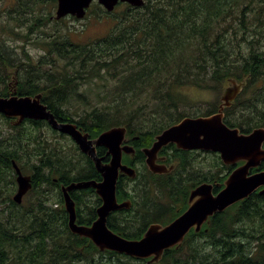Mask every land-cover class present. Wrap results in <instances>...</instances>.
Here are the masks:
<instances>
[{
	"label": "trees",
	"instance_id": "obj_1",
	"mask_svg": "<svg viewBox=\"0 0 264 264\" xmlns=\"http://www.w3.org/2000/svg\"><path fill=\"white\" fill-rule=\"evenodd\" d=\"M13 1L4 7L9 0H0V96L10 95L8 75L16 69L14 94L41 93V101L58 121L75 123L91 137L110 127H127L136 155L133 159L125 155L123 161L132 166L141 163L142 168L136 166L135 178H118V200L130 199L133 204L109 215L107 224L114 232L139 239L152 223L179 215L187 207L190 190L203 182L214 183L215 189L222 187L232 172L216 153L204 165L201 159L193 163L190 152L174 146L170 162L177 167L170 174L155 175L144 164L140 148L150 146L165 128L184 117L217 111L220 100L202 109L189 96V89L220 92L230 79L245 81L241 93L225 107L223 121L245 133L264 127V0H145L141 7L119 4V12L103 10L116 18L111 30L88 43L44 30L52 18L44 7L56 6V0ZM15 25L16 29L27 27L24 33L31 42L45 48L36 60L23 42L7 39ZM34 26L40 30L32 38ZM189 107L195 109L188 111ZM0 117L15 132L29 124L36 149L29 169L31 196L22 213L29 219L30 231L14 233L16 215L10 223L7 209L1 208L0 264H147L101 252L88 239L70 232L61 187L100 181L91 160L80 152L81 159L65 158L54 147L52 155L41 154L37 151L43 147L41 126L48 127L54 137L67 136L42 120L14 124V119ZM166 148L169 146L160 153ZM97 154L104 162L109 160L105 148L97 147ZM20 159L21 152L7 137H1L0 185L7 184L9 175L15 177L13 162ZM256 170H264V161L252 169ZM70 195L76 202V222L91 224L101 205L95 191L74 189ZM22 205L9 199L8 206ZM200 249L212 252L206 255ZM148 264H264V194L254 192L214 214L199 232L188 234L181 248L169 249L158 263Z\"/></svg>",
	"mask_w": 264,
	"mask_h": 264
},
{
	"label": "water",
	"instance_id": "obj_2",
	"mask_svg": "<svg viewBox=\"0 0 264 264\" xmlns=\"http://www.w3.org/2000/svg\"><path fill=\"white\" fill-rule=\"evenodd\" d=\"M94 0H57L54 18L59 20L65 16L83 18L86 9ZM107 12H111L118 3H128L133 7H141L144 0H97ZM17 74V71L14 72ZM17 81H14L16 86ZM229 85L222 91L218 111L209 116L185 117L179 122L167 127L155 136L151 146L141 149L146 165L153 174L162 175L174 170L172 163L168 168L156 163L158 152L168 144L177 149L204 150L218 153L222 163L236 166L223 183V187L215 189L213 183H202L192 190L188 197L187 208L167 224L153 223L139 239H128L114 231L107 224L109 215L132 207V201L119 202L116 196V185L119 175L136 177L135 169L122 164V155L129 154L133 158L135 149L128 144L127 129L124 126H114L100 133L96 138H90L88 132L71 122L58 121L55 115L42 101L41 93L34 96L13 94L0 97V113L6 118L14 119V124H20L25 119L43 120L53 129L68 135L77 145L79 151L85 154L101 175L100 181L88 180L72 182L61 187L64 196V208L68 214L67 224L71 233L88 239L99 251H110L123 254L140 261L158 263L165 251L179 249L184 245L185 238L191 230L199 232L203 224L214 214L221 213L229 206L247 198L254 192L264 194V170L258 168L264 161V127H256L248 133L240 132L238 128L229 127L223 122V108L229 107L241 93L245 81L237 82L230 79ZM104 147L109 161L99 157L97 147ZM17 174V192L13 200L21 202V198L32 187L31 176L23 175L13 162ZM92 188L101 201L96 209V218L89 224L76 222V203L70 196L75 189Z\"/></svg>",
	"mask_w": 264,
	"mask_h": 264
},
{
	"label": "rangeland",
	"instance_id": "obj_3",
	"mask_svg": "<svg viewBox=\"0 0 264 264\" xmlns=\"http://www.w3.org/2000/svg\"><path fill=\"white\" fill-rule=\"evenodd\" d=\"M14 3L13 0H9L8 4H4V7H7L8 5H11ZM44 11L46 14H51L52 16L55 15L56 6L52 4H47L44 7ZM43 11V12H44ZM115 12L120 11V7H116L114 9ZM103 9L101 7H98L96 5H91L89 9L87 10V13L85 16L81 19L77 18H71V17H65L60 20H55L54 18H51L44 27V30L50 32V33H61V34H67V36L70 38V40L77 42V43H88L96 38L102 37L106 35L111 28L116 23L115 16L104 14ZM101 14V15H99ZM2 18V17H1ZM40 30L39 26H34L32 28V31L34 32L32 38L37 35L38 31ZM28 31V28L25 27L24 29H16V25L11 33L7 34L6 37L9 39V41H20L23 42V47L28 52L31 59L34 61L36 58L41 55L45 48L40 45H35L31 42V38H28V33H24ZM8 84L9 88L12 89L14 86V76L12 73H9L8 75ZM229 83H225L221 89V91H215L212 89L207 90H201V89H189L188 93L189 96L193 99L197 100L201 104L199 107H202V109H205L208 106V103H217L220 100L222 91L225 87H227ZM220 89V86H218ZM72 109V108H71ZM195 108H188V111H193ZM72 112V110H69ZM2 115V114H1ZM156 118L160 119V116H156ZM9 122H5L0 117V128L2 129L1 137H7L8 141L14 145L15 148L19 152H21V156H23V159H20L17 163L19 169H21V172L23 175L30 176V168H31V159H36L34 157V154L36 152V149H33V145L35 143L34 140V130L30 128V125L25 123L21 131L15 132L14 130L10 129ZM27 126V127H26ZM27 128V129H26ZM43 135L42 144L43 147H37V151L39 153H43L45 155L53 154V147L57 150H59L60 154L65 158H78L81 159V157L78 155L79 150L75 148V143L67 136V137H54L51 130L46 126L40 127ZM24 138V139H23ZM54 140L53 142L51 141ZM54 143V144H53ZM173 153V148L168 149V155H171ZM174 154V153H173ZM179 157V155L177 154ZM202 156L201 162L202 164L206 165V162L208 159H211L212 156L214 158V153L209 155H204V153L198 151V152H190L189 157H192L195 159V161H199L200 157ZM74 159V161L78 160ZM29 161V162H26ZM137 167L139 169L142 168L141 163H137ZM210 170V169H209ZM213 171V169L211 170ZM15 173V171H14ZM16 174V173H15ZM0 187H3L0 193V211L2 207H5L7 209V212L5 214L9 217V222L12 223L11 216H15V221L13 226L15 227L14 233L20 234L22 232H25L27 230V225L29 223L28 218H23L22 213L23 211H26V207L28 206L27 203V197L31 196L30 191L23 197L22 207L21 208H14L11 206H8V202L10 198H13L14 193H16V175L12 178V175H9L8 182L5 184L3 182ZM42 189V187H41ZM51 195V191H50ZM9 197V199H8ZM34 206V203H33ZM28 214L31 215V212L28 211ZM174 216H170L165 219L164 222L170 220ZM30 230H27V233H29ZM205 252L206 255H209L210 253L206 249H200ZM111 260L115 263H118V261L115 259V257H111ZM124 260V259H121ZM133 262L130 261L128 264H132Z\"/></svg>",
	"mask_w": 264,
	"mask_h": 264
},
{
	"label": "flooded vegetation",
	"instance_id": "obj_4",
	"mask_svg": "<svg viewBox=\"0 0 264 264\" xmlns=\"http://www.w3.org/2000/svg\"><path fill=\"white\" fill-rule=\"evenodd\" d=\"M136 138V137H135ZM128 143V142H127ZM129 144V143H128ZM133 145V144H132ZM168 149H172V146H170L169 148H166L165 150H164V153H160V151L158 152V154H157V159H156V163H158V164H164L165 165V167L166 168H168L171 164H170V156L171 155H168ZM198 151H200V152H202V153H204V155H209V154H211L212 152H207V151H204V150H193V151H191L192 153L193 152H198ZM131 157V156H130ZM200 159H202V156L200 157ZM175 161V160H174ZM193 163H195L196 161H195V159H193V161H192ZM133 168H135V164H134V166H133ZM233 168V167H232ZM90 189H92V188H88V189H86V190H90ZM16 193H14V195H15ZM79 195H81V192L79 191V193H78ZM14 195H13V198H14ZM23 197H25V195L23 196ZM62 199H64V196H63V194H62ZM22 202H23V199H22ZM22 202L21 203H19V204H22Z\"/></svg>",
	"mask_w": 264,
	"mask_h": 264
},
{
	"label": "bare ground",
	"instance_id": "obj_5",
	"mask_svg": "<svg viewBox=\"0 0 264 264\" xmlns=\"http://www.w3.org/2000/svg\"><path fill=\"white\" fill-rule=\"evenodd\" d=\"M216 59H217V58H216ZM15 195H16V194H15ZM15 195H14V197H15ZM23 196H24V195H23ZM23 196H22V198H21V202H22ZM21 202H20V203H21Z\"/></svg>",
	"mask_w": 264,
	"mask_h": 264
}]
</instances>
